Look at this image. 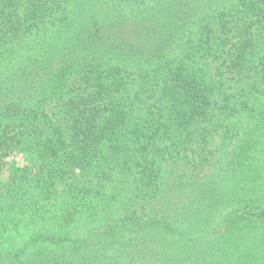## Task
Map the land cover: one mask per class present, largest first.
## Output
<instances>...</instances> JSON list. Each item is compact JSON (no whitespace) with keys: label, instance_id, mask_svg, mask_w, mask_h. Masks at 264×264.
Returning <instances> with one entry per match:
<instances>
[{"label":"trees","instance_id":"1","mask_svg":"<svg viewBox=\"0 0 264 264\" xmlns=\"http://www.w3.org/2000/svg\"><path fill=\"white\" fill-rule=\"evenodd\" d=\"M0 64V264H264V0H0Z\"/></svg>","mask_w":264,"mask_h":264},{"label":"rangeland","instance_id":"2","mask_svg":"<svg viewBox=\"0 0 264 264\" xmlns=\"http://www.w3.org/2000/svg\"><path fill=\"white\" fill-rule=\"evenodd\" d=\"M22 7L19 8L21 10ZM229 65V64H228ZM2 64H0V70H2ZM210 73L212 77L221 79L225 83L227 87H235L239 88L245 86L246 82H237L238 76L235 73L231 72L227 64L223 60H219L212 64L210 68ZM4 72H7V69L3 71V75L5 76ZM51 95V96H50ZM50 97L46 103L47 112L53 117L54 120L59 121L60 123L64 122V111L59 102V96L57 93H50ZM17 241H21L23 239L22 236L16 237Z\"/></svg>","mask_w":264,"mask_h":264}]
</instances>
